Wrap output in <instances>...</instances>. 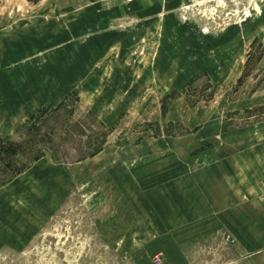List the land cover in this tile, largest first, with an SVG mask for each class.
Instances as JSON below:
<instances>
[{
  "label": "rangeland",
  "instance_id": "obj_1",
  "mask_svg": "<svg viewBox=\"0 0 264 264\" xmlns=\"http://www.w3.org/2000/svg\"><path fill=\"white\" fill-rule=\"evenodd\" d=\"M252 18L264 22V0H0V84L6 70L5 77L18 84L30 78L38 83L50 73L59 84L72 77L67 72L81 70L96 85L88 95L83 92V101L67 92L61 103L48 104L28 119L48 109L34 128L20 125L1 138H13L22 148L33 144L65 166L108 151L96 175L82 180L61 204L54 202L31 235L0 246V264H169V255L176 253L169 250L170 242L164 254L155 255L154 248L161 244L157 238L170 237L148 232L155 215L153 188L145 186L130 199L127 187L122 203L120 187L110 183L106 170L113 178L122 158L130 163L136 149L145 148L203 153L253 147L264 155L262 44L256 41L253 51L247 48L240 55L227 49L221 53L210 40ZM136 20L145 27L136 30ZM185 22L194 25L200 42L184 41ZM250 52L252 74L239 83ZM131 54L134 60H124ZM138 57V72L125 76L124 68L137 66ZM89 100L94 109L85 103ZM31 157L19 155L18 161L24 164ZM256 190L254 204L264 208V186ZM242 206L251 208L250 203ZM261 215L257 220L264 224ZM248 221L242 219L245 226ZM137 227L145 233L134 234ZM203 237L189 234L194 241L182 249L191 264H264V250L239 251L230 228Z\"/></svg>",
  "mask_w": 264,
  "mask_h": 264
},
{
  "label": "crops",
  "instance_id": "obj_2",
  "mask_svg": "<svg viewBox=\"0 0 264 264\" xmlns=\"http://www.w3.org/2000/svg\"><path fill=\"white\" fill-rule=\"evenodd\" d=\"M260 21L262 19L252 18L242 25L233 23L227 34L209 38L215 42L214 48L221 53L224 49L239 54L247 48L253 51L254 43L259 41L263 50L259 63L264 69V29L261 28L264 27V22L260 24ZM136 22V30L145 27L143 21ZM159 22L154 23L159 25ZM172 25L175 27L176 23L173 21ZM183 27L186 31L183 39L186 43L192 44L202 40L193 33V24L185 22ZM131 37L135 38L134 35ZM1 51L0 46V53ZM253 55V52L249 53L245 67L240 71L242 76L239 83L243 82L246 76H251ZM134 57V54L124 56V60H134ZM137 60V66L124 68L125 76L138 72L141 60L139 57ZM213 67L216 69L218 64ZM3 73L1 75H6L8 71ZM68 73L72 77L62 79L59 84L51 73L49 78H42L38 83H33L30 78L21 84L11 83L4 75L3 83L0 84V137L11 136L18 126L27 122L40 108L61 103L67 92L78 93L83 101L84 94L88 95L92 91L91 87L96 86L90 79L81 76V70ZM127 91L124 86V92ZM256 92L258 90L253 91L257 94ZM259 93L264 95V88ZM85 103L94 109L90 100ZM212 136L208 135L209 138ZM136 151L139 152L132 156L134 161L124 163V158L120 160V169L116 170L117 173L114 172L113 178H110L112 175L108 169L106 173L109 175H106L110 176L107 178L112 180V185L120 187L122 203L127 187L130 199L134 198L137 191L142 192L145 186L153 188L150 209L155 215L148 232L170 237L169 240L157 238L161 244L154 248L155 255L168 251L165 245L170 242L168 249L174 248L176 253L169 255V264H176L179 259L191 264L188 255L182 253V249L188 250V244L194 241L192 238L189 241V234L199 233L206 238L224 233L225 227L231 229L233 245H236L239 251L241 248L249 253L264 250V238L258 237V234H264V224L257 220L262 218L261 214L264 217V208H258L259 206L254 204L259 196L256 195V187L264 186V155L259 156L256 148H207L202 150L203 153L196 152L197 157L196 153L187 148H145ZM107 155L108 151L105 150L92 158L65 166L53 154L46 153L28 170L1 187L0 218L4 221H0V246L19 244L23 233L31 235L39 220L47 218L49 212L54 209L53 203L61 204L66 194L80 185L82 180L95 176L99 162H106ZM98 158L100 160H96ZM243 202L250 203L251 208L242 206ZM122 209L124 211V204ZM136 218L140 219L139 215ZM245 218L249 219L247 226L242 222ZM17 225L21 227L18 229ZM140 229L139 231L137 227L134 234L145 233L143 227Z\"/></svg>",
  "mask_w": 264,
  "mask_h": 264
},
{
  "label": "trees",
  "instance_id": "obj_3",
  "mask_svg": "<svg viewBox=\"0 0 264 264\" xmlns=\"http://www.w3.org/2000/svg\"><path fill=\"white\" fill-rule=\"evenodd\" d=\"M47 110L48 109L41 110L39 116H33L32 119L25 122L21 127H26L28 129L34 128V126H36L35 122H37V120H43V115L47 113ZM26 147L22 148V145L16 142L13 138L3 139L0 137V175L1 173L4 175L0 178V186L9 183L18 174L30 168L32 163L45 154L42 149L33 148V144H29V148ZM101 149L100 146V148L96 149L95 153L101 151ZM28 154L32 155V157L27 160L28 162L20 164V160L18 161L19 155Z\"/></svg>",
  "mask_w": 264,
  "mask_h": 264
},
{
  "label": "built area",
  "instance_id": "obj_4",
  "mask_svg": "<svg viewBox=\"0 0 264 264\" xmlns=\"http://www.w3.org/2000/svg\"><path fill=\"white\" fill-rule=\"evenodd\" d=\"M157 263H158V264H162L161 260H158Z\"/></svg>",
  "mask_w": 264,
  "mask_h": 264
}]
</instances>
